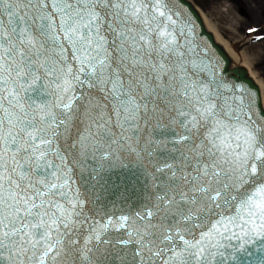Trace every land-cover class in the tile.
<instances>
[{
	"label": "snow or ice",
	"instance_id": "6c2138e0",
	"mask_svg": "<svg viewBox=\"0 0 264 264\" xmlns=\"http://www.w3.org/2000/svg\"><path fill=\"white\" fill-rule=\"evenodd\" d=\"M0 264H264V88L187 0H0Z\"/></svg>",
	"mask_w": 264,
	"mask_h": 264
},
{
	"label": "rangeland",
	"instance_id": "374dc122",
	"mask_svg": "<svg viewBox=\"0 0 264 264\" xmlns=\"http://www.w3.org/2000/svg\"><path fill=\"white\" fill-rule=\"evenodd\" d=\"M215 22L221 36L246 52L252 71L264 83V0H191ZM244 6L250 17L239 12ZM249 29L257 31L248 32Z\"/></svg>",
	"mask_w": 264,
	"mask_h": 264
},
{
	"label": "water",
	"instance_id": "95a60500",
	"mask_svg": "<svg viewBox=\"0 0 264 264\" xmlns=\"http://www.w3.org/2000/svg\"><path fill=\"white\" fill-rule=\"evenodd\" d=\"M187 5H188L190 11L193 13V15L197 18L198 31H200L202 33L203 37L216 49V51L221 55V57L224 59L226 64H230L231 65V69L232 70H236V74L238 76L244 77L250 83H253L256 86H258L257 83L255 82V80L249 75L248 67L244 68L242 66H237V67H233L232 66V60L229 57L230 55H229L226 47H223V48L225 49V51L228 53L229 56L224 51V49L215 42L216 39L214 38L213 33H212L211 29L209 28V26H208L205 18L203 17L201 11H200V13H201V15H200L199 12L197 11V9L195 8L194 4L191 1H189V0H187ZM201 16H202L203 20H202ZM203 21H204L205 25H204Z\"/></svg>",
	"mask_w": 264,
	"mask_h": 264
},
{
	"label": "bare ground",
	"instance_id": "6f19581e",
	"mask_svg": "<svg viewBox=\"0 0 264 264\" xmlns=\"http://www.w3.org/2000/svg\"><path fill=\"white\" fill-rule=\"evenodd\" d=\"M203 17L205 18L209 28L211 29L216 42L221 45L222 47H226L230 58L232 59L233 63L235 66L240 65L243 67H248L250 75L255 79V81L257 82V84L259 85V87L264 88V83H262L253 73L252 71V62L251 59L247 56L246 52H238L236 49V46L233 45L232 43L226 41L220 34L217 25L215 24L214 21H212L209 18V15L206 14L205 12H203L202 10H200Z\"/></svg>",
	"mask_w": 264,
	"mask_h": 264
},
{
	"label": "flooded vegetation",
	"instance_id": "af4514ba",
	"mask_svg": "<svg viewBox=\"0 0 264 264\" xmlns=\"http://www.w3.org/2000/svg\"><path fill=\"white\" fill-rule=\"evenodd\" d=\"M241 7H244V6H241ZM241 7H240V8H241ZM244 8H245V7H244ZM245 9H246V8H245ZM247 11H248V10H247ZM248 17H250V14H249V16H248Z\"/></svg>",
	"mask_w": 264,
	"mask_h": 264
}]
</instances>
